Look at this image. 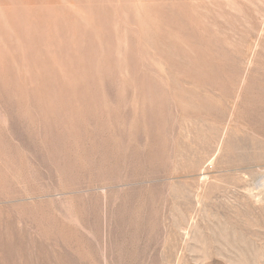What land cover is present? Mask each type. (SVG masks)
<instances>
[{"label":"rangeland","instance_id":"rangeland-1","mask_svg":"<svg viewBox=\"0 0 264 264\" xmlns=\"http://www.w3.org/2000/svg\"><path fill=\"white\" fill-rule=\"evenodd\" d=\"M263 185L264 0H0V264H264Z\"/></svg>","mask_w":264,"mask_h":264},{"label":"bare ground","instance_id":"bare-ground-1","mask_svg":"<svg viewBox=\"0 0 264 264\" xmlns=\"http://www.w3.org/2000/svg\"><path fill=\"white\" fill-rule=\"evenodd\" d=\"M260 185H261V184H260ZM260 185H259V186H260ZM263 186H264V185H263ZM260 187H261V186H260ZM261 188H262V187H261ZM263 189H264V188H263ZM263 189H262V190H263Z\"/></svg>","mask_w":264,"mask_h":264}]
</instances>
